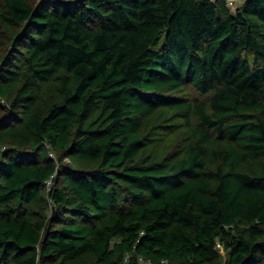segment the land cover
I'll return each instance as SVG.
<instances>
[{
  "label": "trees",
  "instance_id": "trees-1",
  "mask_svg": "<svg viewBox=\"0 0 264 264\" xmlns=\"http://www.w3.org/2000/svg\"><path fill=\"white\" fill-rule=\"evenodd\" d=\"M58 261L264 264V0H0V264Z\"/></svg>",
  "mask_w": 264,
  "mask_h": 264
},
{
  "label": "rangeland",
  "instance_id": "rangeland-1",
  "mask_svg": "<svg viewBox=\"0 0 264 264\" xmlns=\"http://www.w3.org/2000/svg\"><path fill=\"white\" fill-rule=\"evenodd\" d=\"M239 2L240 4L243 3L242 0ZM187 91L190 93L191 89L188 88ZM155 125H158V127H155ZM147 127H149V129H147L148 132H146L147 136L151 138L152 141L153 140L157 141V142L151 143L152 147H154L155 145H163V143H165L164 146L166 147L168 143H172L170 141H171V138L173 137V132L170 131L169 128L175 131L177 130L179 131V138L177 139L178 146H174L177 149L180 148L181 144L186 140V138L188 137V133H189L187 128L184 126V123L182 122V120L176 117V114H174L173 111L167 108L161 111L158 115L154 116L151 120H149L147 123ZM157 128H162V133L160 135H155ZM174 139H175V133H174L173 140ZM154 153L157 154L158 152H154ZM68 160H71V158H68ZM221 253H222L223 258L227 259L228 254H227L226 249L223 246H221ZM142 261L145 262L144 260ZM58 263L59 261L55 264H58ZM62 264H83V263H81V261H76V262L67 261V262H63Z\"/></svg>",
  "mask_w": 264,
  "mask_h": 264
},
{
  "label": "built area",
  "instance_id": "built-area-1",
  "mask_svg": "<svg viewBox=\"0 0 264 264\" xmlns=\"http://www.w3.org/2000/svg\"><path fill=\"white\" fill-rule=\"evenodd\" d=\"M239 1H241V0H225L227 6L230 8H236L238 5H240ZM242 1H244V0H242ZM51 155H54L53 151H51Z\"/></svg>",
  "mask_w": 264,
  "mask_h": 264
}]
</instances>
